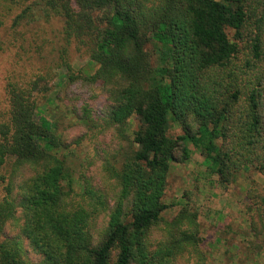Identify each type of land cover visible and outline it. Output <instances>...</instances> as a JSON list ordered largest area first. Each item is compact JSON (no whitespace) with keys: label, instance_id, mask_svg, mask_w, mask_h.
<instances>
[{"label":"trees","instance_id":"16d2710c","mask_svg":"<svg viewBox=\"0 0 264 264\" xmlns=\"http://www.w3.org/2000/svg\"><path fill=\"white\" fill-rule=\"evenodd\" d=\"M0 33L23 38L0 103V264H202L198 214L163 216L168 177L190 145L224 190L264 174V0H0ZM66 83L104 97L100 115L72 105L86 137L127 142L111 192L74 170L50 117Z\"/></svg>","mask_w":264,"mask_h":264},{"label":"rangeland","instance_id":"374dc122","mask_svg":"<svg viewBox=\"0 0 264 264\" xmlns=\"http://www.w3.org/2000/svg\"><path fill=\"white\" fill-rule=\"evenodd\" d=\"M20 34L0 33V45H3L0 49V103L7 75L21 63L18 55L23 54H16L19 46L16 40L23 39ZM229 34L233 36L231 31ZM72 62L75 70L82 69L87 74L94 73L98 68L86 55L74 54ZM53 71V83L58 84L65 70ZM55 89L61 90L62 100L55 101L58 106L50 108V117L60 124L65 141L70 145L74 170L81 174V178L87 177L111 192L112 185L102 184L107 177L105 166L107 160L114 162V156L120 147H127V142L115 140L112 130H104V135L92 139L86 137L87 134L91 137L95 134L79 121L80 113L74 112L72 107L88 100L100 115L105 111L104 97L95 88L82 83L72 86L59 84ZM137 127L138 121L134 119L132 130H137ZM181 133L180 129L172 132L173 135ZM190 149L192 156L187 163H174L171 167L164 198L168 208L163 216L172 219L186 204L198 214L204 258L202 264H264V174L255 170L244 171L234 184L224 190L207 176L200 152L193 145H190ZM250 190L253 193H249ZM199 261L200 258L194 255L178 259V264Z\"/></svg>","mask_w":264,"mask_h":264}]
</instances>
